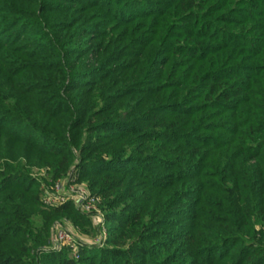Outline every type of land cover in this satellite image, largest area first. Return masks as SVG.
I'll list each match as a JSON object with an SVG mask.
<instances>
[{
    "label": "trees",
    "instance_id": "1",
    "mask_svg": "<svg viewBox=\"0 0 264 264\" xmlns=\"http://www.w3.org/2000/svg\"><path fill=\"white\" fill-rule=\"evenodd\" d=\"M0 264H264V0H0Z\"/></svg>",
    "mask_w": 264,
    "mask_h": 264
},
{
    "label": "built area",
    "instance_id": "2",
    "mask_svg": "<svg viewBox=\"0 0 264 264\" xmlns=\"http://www.w3.org/2000/svg\"><path fill=\"white\" fill-rule=\"evenodd\" d=\"M75 179L59 180L50 185H43L41 197L46 205H61L65 202H75L80 211L91 216V220L97 228L93 237L86 239L77 238L68 222L58 223L51 249L54 251L68 250L74 259H80L86 246L106 245L108 227L105 211L102 208L101 197L93 192L86 183H76Z\"/></svg>",
    "mask_w": 264,
    "mask_h": 264
},
{
    "label": "rangeland",
    "instance_id": "3",
    "mask_svg": "<svg viewBox=\"0 0 264 264\" xmlns=\"http://www.w3.org/2000/svg\"><path fill=\"white\" fill-rule=\"evenodd\" d=\"M36 173H38L39 175H42L43 173H45V170L44 171H38L36 170L35 171ZM73 226V225H72ZM70 228H73V227H70ZM73 232H74V235L77 237V238H80V239H86L85 237H93L94 236V232H93V229L88 226V225H84L82 226V229L80 228H77L75 227V229L73 228L72 229Z\"/></svg>",
    "mask_w": 264,
    "mask_h": 264
}]
</instances>
